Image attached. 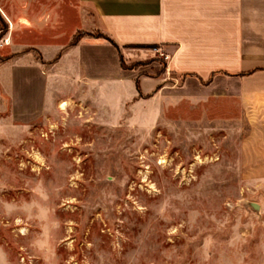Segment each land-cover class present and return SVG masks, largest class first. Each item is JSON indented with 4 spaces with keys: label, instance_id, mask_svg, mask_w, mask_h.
Instances as JSON below:
<instances>
[{
    "label": "rangeland",
    "instance_id": "374dc122",
    "mask_svg": "<svg viewBox=\"0 0 264 264\" xmlns=\"http://www.w3.org/2000/svg\"><path fill=\"white\" fill-rule=\"evenodd\" d=\"M75 6L43 33L0 13V264H264V161L238 100L187 95L139 47L104 58L121 81L84 80L72 38L110 44Z\"/></svg>",
    "mask_w": 264,
    "mask_h": 264
},
{
    "label": "crops",
    "instance_id": "0c3cea01",
    "mask_svg": "<svg viewBox=\"0 0 264 264\" xmlns=\"http://www.w3.org/2000/svg\"><path fill=\"white\" fill-rule=\"evenodd\" d=\"M75 2L81 17L93 20L90 28L107 35L118 48H162L169 55L166 75L169 79H183L182 90L187 95L237 99L249 128L243 146L246 151L249 146L256 150L264 146V0ZM61 3L62 0H4L0 13L11 25V33H43L48 24L60 20ZM84 20L81 29L88 28ZM65 57L76 61L84 80L121 81L120 68L113 77L104 73V58L118 63V56L112 46L101 40L82 39L62 59ZM39 75L45 82V76ZM46 89L37 108L30 114L29 106L22 113L23 121L34 122L44 116ZM256 150L248 159L264 161V151L259 155ZM261 171L264 176V166Z\"/></svg>",
    "mask_w": 264,
    "mask_h": 264
},
{
    "label": "trees",
    "instance_id": "16d2710c",
    "mask_svg": "<svg viewBox=\"0 0 264 264\" xmlns=\"http://www.w3.org/2000/svg\"><path fill=\"white\" fill-rule=\"evenodd\" d=\"M0 20L1 21H3L2 20V18H1V16H0ZM4 23V22H3ZM80 34H78V36H74V38H72V40H71V42H70V47H72V46H75L78 42H79V40H80V36H79ZM104 35V38H105V40L111 45V46H113L116 50L117 49H120V48H118L115 44H114V42L107 36V35H105V34H103ZM141 48H145V49H154V48H157V47H155V46H143V47H141Z\"/></svg>",
    "mask_w": 264,
    "mask_h": 264
},
{
    "label": "built area",
    "instance_id": "2783aa9c",
    "mask_svg": "<svg viewBox=\"0 0 264 264\" xmlns=\"http://www.w3.org/2000/svg\"><path fill=\"white\" fill-rule=\"evenodd\" d=\"M154 52H156L165 61H167L169 58V55L167 53H164L160 47L154 48Z\"/></svg>",
    "mask_w": 264,
    "mask_h": 264
},
{
    "label": "bare ground",
    "instance_id": "6f19581e",
    "mask_svg": "<svg viewBox=\"0 0 264 264\" xmlns=\"http://www.w3.org/2000/svg\"><path fill=\"white\" fill-rule=\"evenodd\" d=\"M67 106H68V104L66 102H61L59 105V109L61 111H66Z\"/></svg>",
    "mask_w": 264,
    "mask_h": 264
}]
</instances>
